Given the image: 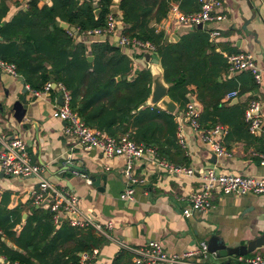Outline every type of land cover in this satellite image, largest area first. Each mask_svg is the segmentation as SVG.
Instances as JSON below:
<instances>
[{
  "label": "crops",
  "instance_id": "obj_1",
  "mask_svg": "<svg viewBox=\"0 0 264 264\" xmlns=\"http://www.w3.org/2000/svg\"><path fill=\"white\" fill-rule=\"evenodd\" d=\"M31 1L33 0H0V29L19 12H25ZM35 1L39 9L52 6V0ZM77 1L82 3L86 0ZM91 1L94 5L98 3V0ZM119 1L113 0L114 6L108 15L120 18L118 28L121 27L122 34ZM219 1L225 20L210 24L198 31L206 33L208 43L215 48L216 53L222 54L225 60L231 54L252 55L260 81L259 83L250 81L253 74L249 70L230 73L227 62L226 70L220 74L218 82H221L226 95L230 91L237 92L235 98L226 100L224 96L221 101L223 107L204 120L192 86L194 94L188 93L186 98L188 102H194L199 111L198 122L201 129L212 128L214 124L227 128L222 146L229 156L216 157L211 149L201 142L199 134L193 132L183 121L185 147L182 148L177 142L180 148L171 151L170 161L165 158L159 159L156 155L154 157L148 155L134 161L133 175L144 182L134 186L132 200L122 198L125 192L124 157L107 158L98 150L85 151L73 138L64 134V122L53 117L55 107L60 105V94L56 89L46 96L33 97L31 90L27 91L26 87L29 86L17 69L18 77L0 73V133L8 140L14 138L25 143L31 162L42 169V178L56 191L68 192L79 198V219L89 217L102 225L107 223L112 225L111 228L104 229L105 235L99 234L93 228L72 227L82 232L92 230L102 239L101 246L93 249L98 253L91 264H130L132 255L128 248H143L149 242L159 243L169 255H181L195 250L200 242L208 243L213 236L222 240L225 245L235 247L245 245L264 235V197L255 194L224 195L214 187L211 194L212 207L208 212L192 211L187 217L182 214L184 210H192L188 198L202 190L203 177L209 170H214L217 174L264 178V166L260 165V156L264 153V0ZM170 7L166 16L169 15ZM61 24L66 23L60 22V27ZM153 26L157 32L164 34L167 43H178L185 37H192V32L196 31L192 27L170 23L167 17ZM72 28L78 27L67 24V28L62 29L66 31ZM213 28H218L221 33L216 41H211L208 35L209 30ZM69 38L74 43H83L87 48L88 56L93 43L108 42L111 46L120 49L121 53L130 60L129 79L134 73L150 70L151 65L144 60L146 53L139 49L121 46L117 35L90 40L78 35ZM0 42H2L1 37ZM207 53L210 51L208 50ZM152 56L157 58L155 54ZM89 58L92 61V57ZM19 78L24 80L28 102L26 115L20 124L6 111L13 102L22 99L23 85ZM242 86L243 91H241ZM252 100H257L261 104L262 126L261 132L257 135L250 134L242 114ZM147 101L143 107H151L146 105ZM181 112L177 106L173 114L175 123L177 122L175 118ZM122 136L131 139L128 134ZM175 139L177 140V136ZM160 160L167 164L189 168L194 174L169 175L158 166L157 162ZM68 165L77 166L82 171L75 174L67 170ZM86 179L91 180L92 183L88 185ZM38 184V180L34 177L10 178L0 172V198L5 193L10 195L6 205L9 210L17 206L23 208L20 212L21 220L14 229L16 233L21 231L31 213L29 209L33 207L31 193L37 190ZM0 207H4L1 202ZM37 209L51 214L45 204ZM61 216L60 223L55 225L53 222V224L59 226L65 223L70 226L69 220L72 217L64 214ZM2 242L16 249L11 243H7L5 235L0 231V243ZM263 250L264 247H261L247 256ZM81 254L87 253L78 254L77 264ZM234 258H221L215 254L205 263L236 264ZM196 262L197 259L189 260V263Z\"/></svg>",
  "mask_w": 264,
  "mask_h": 264
},
{
  "label": "trees",
  "instance_id": "obj_2",
  "mask_svg": "<svg viewBox=\"0 0 264 264\" xmlns=\"http://www.w3.org/2000/svg\"><path fill=\"white\" fill-rule=\"evenodd\" d=\"M174 4L183 14L200 9L198 0H120L122 34L155 47L170 99L182 111L188 103L186 95L195 93L204 120L223 107L226 93L218 78L227 60L216 53L203 31L196 30L193 39L185 37L178 43L165 41L153 24L167 17ZM113 6V0H98L97 5L91 0H52L51 7L39 9L33 0L25 12L1 27L0 58L15 64L32 91H41L48 82L63 85L70 93V109L85 126L110 138L128 134L136 144L153 149L157 158L170 161L171 151L180 148L175 139L177 125L173 115L156 106L143 107L151 93L149 71L134 73L129 79L130 60L120 49L108 42L93 43L88 56L85 45L74 43L59 25L64 22L82 31L103 28ZM96 10L100 11L97 16ZM8 197L5 193L0 198L4 204L0 231L16 249L2 242L0 255L11 263L77 264L78 254L101 246L102 239L92 230L77 231L65 223L55 226L51 214L34 206L16 233L23 208L9 210Z\"/></svg>",
  "mask_w": 264,
  "mask_h": 264
},
{
  "label": "built area",
  "instance_id": "obj_3",
  "mask_svg": "<svg viewBox=\"0 0 264 264\" xmlns=\"http://www.w3.org/2000/svg\"><path fill=\"white\" fill-rule=\"evenodd\" d=\"M200 4L199 11L190 14H183L179 11L177 5H172L167 16L168 22L176 25H184L188 27H196L202 25L203 28L213 23H221L225 20L222 11L221 2L219 0H198ZM119 21L113 15L107 16L106 25L103 28H97L87 31H81L78 28L67 29V33L71 37L77 35L85 39L100 38L103 36H116L119 38L118 43L126 48H135L143 53L150 54L155 52V47L150 43H142L136 39H130L121 34V27L118 28ZM211 41H216L220 36L218 28L210 29L208 32ZM228 62V70L230 73L249 70L254 75L256 83H259V72L255 67L253 57L250 54H231L226 57ZM0 73L7 74L12 77H18L16 67L0 59ZM27 91L30 90L28 87ZM57 90L60 94L61 104L55 107L53 117L64 122V134L73 138L78 146H82L85 151L98 150L107 158L116 156L125 158V192L122 198L132 200L133 188L137 184L144 181L134 177L133 163L137 159H142L148 155L154 157L155 152L151 148L138 145L127 136L119 138H110L97 130H93L85 126L78 115L71 111L69 107L70 94L61 84L46 83L41 91H32L33 97L46 96L51 91ZM237 96V92H230L226 95V100H231ZM177 121V142L184 148L185 136L183 134V121L195 133L199 134L201 142L207 145L216 157L229 156V153L222 146V139L227 134V128L222 125H215L212 128L201 129L199 125V111L194 102L189 101L180 115L175 118ZM244 120L248 125L250 134L257 135L261 132V104L257 100L248 103L244 110ZM200 131V132H199ZM158 166L164 169L169 175H188L192 176L194 171L176 165L167 164L160 160ZM260 165L264 166V153L260 156ZM42 169L33 164L27 152L24 142L19 139H7L0 133V172L10 178H30L34 177L38 180V188L31 193L32 205L36 208L46 205L52 214L55 225L61 220V214L71 216L69 220L71 227L76 228H93L99 234L105 235L104 229L112 227L111 223L102 225L87 217L79 219L78 203L79 198L68 192L56 191L41 176ZM204 184L202 190L191 195L188 198V204L192 210H184L182 214L189 216L192 211L208 212L212 207L211 194L214 187L224 195H247L255 194L264 197V178L254 179L250 177H242L233 174H217L214 170H209L203 177ZM86 183L90 185L92 182L86 179ZM51 195L50 197H48ZM131 253L130 264H207L206 260L215 256L208 251L207 243L200 242L195 250L187 251L181 255H169L162 246L157 242H149L145 247L138 249L128 248ZM97 250H93L90 254H81L79 264H91L97 255ZM190 259H197L196 263H189ZM236 264H264V250L251 256H237L234 258ZM0 264H17L9 262L4 256L0 255Z\"/></svg>",
  "mask_w": 264,
  "mask_h": 264
},
{
  "label": "water",
  "instance_id": "obj_4",
  "mask_svg": "<svg viewBox=\"0 0 264 264\" xmlns=\"http://www.w3.org/2000/svg\"><path fill=\"white\" fill-rule=\"evenodd\" d=\"M99 10L95 11V15L99 14ZM120 21V18H117ZM61 27L66 29L67 24H61ZM193 30H202L203 26L198 25L196 27H192ZM120 46V45H119ZM91 61V58H88ZM145 62L149 63L150 66V74H151V93L146 103L147 106H156L157 108L161 109L162 111L173 115L177 110V105L170 99L168 95L169 86L165 83L163 78V72L159 67V61L154 56L150 54L144 55ZM20 83L23 85V96L21 100H16L12 103L10 108H7V112L12 114L13 119L17 123H21L26 115L28 102L26 100V89L24 87V80L23 78H19ZM61 96H59V102L61 104ZM67 170L79 174L82 169L78 168L74 165H68ZM208 251L211 254H216L218 257L226 258V257H237V256H247L248 254L253 253L257 249L264 247V235L260 236L259 238H255L252 241H249L245 245L241 246H227L224 244L222 240L217 238L216 236L211 237L207 243Z\"/></svg>",
  "mask_w": 264,
  "mask_h": 264
}]
</instances>
